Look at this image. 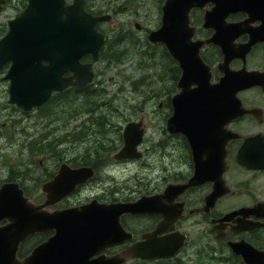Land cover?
<instances>
[{"label":"water","instance_id":"1","mask_svg":"<svg viewBox=\"0 0 264 264\" xmlns=\"http://www.w3.org/2000/svg\"><path fill=\"white\" fill-rule=\"evenodd\" d=\"M195 9H205L204 26L215 31L207 40H193L195 28L190 18ZM162 11L161 27L151 30L148 39L153 44H164L183 72L179 82L181 92L173 98L174 114L167 122L168 129L183 133L190 141L209 140L211 117L216 112L227 122L246 114L257 115L255 108L244 106L238 94L261 84L264 73L248 70L246 65L235 70L231 65L236 59L245 61L256 44L264 43V0H166ZM236 14H244L246 18L229 22ZM111 20V14L94 16L87 12L84 0H74L68 5L65 0H31L27 11L11 21L9 33L0 41V68L7 61H13L9 75L10 103L29 111L44 105L53 92L89 84L94 76L92 65L82 64L81 59L89 54L94 60L99 58L106 36L96 27ZM257 21L261 22L259 26L254 25ZM136 26L140 28L139 23ZM245 35L249 40L239 43L238 39ZM211 44L218 46L224 56L219 64L224 76L218 84L211 83V68L201 56V49ZM65 71L74 75L64 78ZM141 126V122L126 125L125 145L117 158L140 157ZM234 137L228 135L225 140ZM237 161L251 169H264V140L256 136L247 138ZM93 175L91 168L71 170L63 166L53 180L42 185L47 195L42 204L25 197L18 183H3L0 187V264H127L133 259L168 258L180 251L186 236L159 238L162 230L158 228L120 253L100 254L106 248L131 241L133 234L123 227L121 217L151 213L156 198L110 205L91 201L66 209H48ZM246 209L229 214L228 220L247 210L249 215L263 210L264 206L259 203ZM239 223L234 233L254 228L245 220ZM48 231L53 235L19 261L20 243L29 236ZM229 244L236 254L244 257L246 264H264V252L250 244Z\"/></svg>","mask_w":264,"mask_h":264},{"label":"flooded vegetation","instance_id":"2","mask_svg":"<svg viewBox=\"0 0 264 264\" xmlns=\"http://www.w3.org/2000/svg\"><path fill=\"white\" fill-rule=\"evenodd\" d=\"M65 1L66 4L74 2V0ZM162 1L165 2V0ZM30 2L31 0H0V41L9 33L11 21L22 17L29 8ZM211 6L210 4L207 8ZM84 9L94 16L111 14L96 11L89 5L88 0H84ZM160 9L162 16V5ZM204 17L205 9H196L191 13L190 24L195 28L194 41L207 40L215 32L213 29L205 28ZM245 18L244 14H236L232 15L228 21L237 22ZM103 23L105 22L99 23L96 27L98 32L106 36L99 58L94 60L89 54L81 59L82 64L92 65L93 80L86 85H72L63 91L53 92L50 98V100L60 99L62 105L70 102L79 103L87 97L94 98L96 107L82 113L89 116L96 113L97 123L89 118L88 122L91 121V124L88 127L83 129L82 123L76 124L72 127L71 134L66 133L64 139L48 143L51 150L53 147L60 148V154L57 152V155L49 157L46 161V165L41 169L43 170L41 184L53 180L63 166L71 170L91 168L94 175L48 209H66L88 204L91 201L110 205L116 202H135L140 198L149 200L156 198V205L151 213L127 214L121 217L123 227L133 234L132 240L119 246L106 248L100 254L113 256L120 253L127 246L143 240L145 235L154 233L160 228L162 232L159 233V238L179 234L186 236V243L180 251L168 258L152 261L134 259L131 262L134 264H246L244 257L236 254L229 243L246 242L252 248L264 252V209L251 212L250 215L247 210L259 203L264 206V200L250 199L247 203L238 201L229 204V199L242 196V188L250 184V181L241 178L243 174L252 175L253 178L264 175V169H251L237 161L239 151L247 138L256 136L264 140V76L261 84L238 94L244 106L255 108L257 115L246 114L227 122L220 112H216L211 117L212 130L210 135H207L209 140L205 138L190 141L183 133H174L168 129L167 122L174 114L173 98L181 92L179 82L183 72L179 62L170 54L167 47L162 43L156 44L160 51L161 64L166 68L163 71V78L171 77L172 82L170 92L167 89L161 92V98L166 99V102H161L159 105L160 110H163V122L149 131L146 117L138 120L129 119L126 125L132 121L142 123L143 140L138 146L141 155L139 158H117V154L125 145L126 125L121 124L122 127H114L112 131V125L106 124L105 115L99 112L100 109L103 111L106 109L107 104L104 99L108 98V92L106 81L99 79V75L102 76L104 71H99L97 65L107 63L111 67L114 62L110 60L111 54L109 57L105 53L110 49L111 40L108 32L101 27ZM260 24L261 22L257 21L254 25ZM136 25V30L141 31V24H139L140 28ZM161 25L162 17L159 27ZM148 34L149 32L145 36L146 40H148ZM248 40L249 36L245 35L240 37L238 42L245 43ZM125 41L130 43L129 38ZM138 41L145 42L142 39ZM113 46L115 45L111 47ZM257 53L256 59L254 55ZM201 56L211 68V83H220L224 76L219 70V64L224 59L221 49L216 45H207L201 50ZM252 59L257 60L255 65H251ZM44 63L48 64V62ZM167 65L170 67L168 71ZM245 65L249 70L264 73V43L256 44L245 61L242 58L234 60L232 68L239 70ZM12 66L13 61L9 60L0 68V96H6L8 101L6 106L1 108V116L6 119L3 123L6 125L8 120L11 125L9 130L14 132L12 137L3 135L1 139L5 142L11 141V144L18 140L16 143L22 151L27 152V158L21 159L18 164H9L7 176L1 181L0 187L6 182L18 183L24 191V196L31 199V171H33L31 168V110L27 111L10 103L12 80L9 75ZM73 75L74 72L63 73L64 78ZM157 96L158 94L156 98ZM100 98L101 102H99ZM164 105L166 107H163ZM80 113V109L75 111L74 115L71 112L73 116H78ZM228 135L237 136L226 141ZM25 138L27 142L24 141ZM136 161H144L151 174L146 173L140 176L135 185L118 187L119 182L116 178L118 166L130 165ZM228 188H230L229 192ZM125 191L129 192L128 195H120ZM134 194L137 196L133 197ZM46 196L42 191V197L33 200L37 204H42ZM243 208H247L245 213H239L234 220H228L229 214ZM240 220L249 222L254 228L234 233L233 230L238 229ZM5 223L1 222V224ZM52 235L53 232L48 231L26 238L18 247V260L23 261L37 245L47 241ZM189 245H192L189 253L184 254Z\"/></svg>","mask_w":264,"mask_h":264},{"label":"rangeland","instance_id":"3","mask_svg":"<svg viewBox=\"0 0 264 264\" xmlns=\"http://www.w3.org/2000/svg\"><path fill=\"white\" fill-rule=\"evenodd\" d=\"M88 1L89 5L93 6L96 11H103L113 15V20L103 23L101 27L108 32L110 40L112 41L111 45H115L112 48L119 49L121 45V50H125V52L121 54V60L118 58L114 60L111 67L108 66L107 63H99L97 65L99 71H104L102 76L99 75V79H104L106 81L108 92V98L104 99V102L107 104L106 109L104 111L100 109L99 112L105 115V119L107 120L106 124L112 125V131L114 127L119 128L122 127L121 124L126 125L129 119L138 120L142 117H146L149 131L157 128V126L163 122V110H160L159 105L161 102H166L165 98H161V92L166 89L169 90V92L172 90L171 77L165 76L166 78H163V71H165L166 68L161 64L159 48L150 49V52L154 53V51H156V53L154 57H149L144 53L146 48H142V43L140 46H137L125 40L128 38L127 35L135 34L137 42L139 39L145 41L146 34L150 30L159 27L162 17L160 7L163 1ZM136 23L141 24V31L136 30ZM121 34H123L122 37H120ZM254 56V58L257 59L258 53ZM256 59H252L251 65L256 64ZM138 68L140 70L136 76L128 77ZM168 69L170 70L169 65H167V71ZM138 78V85L132 84L133 80ZM157 94L158 96L156 98ZM7 102L6 96H0V183L7 176L9 164H18L21 159L27 158V152L22 151L19 144L16 143L18 140L11 144V141L5 142L1 139L3 135L12 137L14 132L13 130H9L11 125L8 120L6 121L7 124L4 125L3 122L6 119L1 116V108L5 107ZM82 102L83 101L79 103L70 102L66 105H62L55 98L53 101H50L49 105L45 108L31 111V168L33 169V171H31V197L33 199L42 197L41 183L43 170L41 169L46 165V161H48L49 157L57 155V152L59 153L60 150V148L56 149L55 147L51 150L48 143L64 139L66 133L71 134V129L76 124L82 123L83 129L88 127V125L91 124V121L88 122L89 118H92V121L97 123L96 113L91 116L82 113L86 112L88 109V107L82 105ZM163 107H166V105ZM78 109L81 110L82 114L76 115L77 117L73 116ZM49 111H51V113L47 114ZM114 133L115 132H113V134ZM109 134H112V132H109ZM8 139L10 140V138ZM26 140L25 138L24 141ZM41 143L45 145V149L43 151L36 150V147L40 146ZM146 173L151 174L147 169V165L144 164V161H136L130 165H119L116 169V178L119 182L118 187H122L123 185H135L138 178ZM251 176L252 175H247L246 173L241 176L243 180L250 181V184L248 187L242 188V196L229 199V204L238 201L247 203L250 199L264 200V175L260 178H253L254 176L251 178ZM128 193V191H125V193L121 192L120 195H128ZM135 196H137V194L133 195V197ZM191 247L192 245H189L184 251V254L189 253ZM129 264L134 263L129 262Z\"/></svg>","mask_w":264,"mask_h":264},{"label":"trees","instance_id":"4","mask_svg":"<svg viewBox=\"0 0 264 264\" xmlns=\"http://www.w3.org/2000/svg\"><path fill=\"white\" fill-rule=\"evenodd\" d=\"M123 36V34H121L120 35V37H122ZM127 37L130 39V43H132L133 45L135 44V45H137V46H140V44L142 43V48H146V50L144 51V53L147 55V56H149V57H154V54L156 53V51H154V53L153 52H150V49H156V45H153V44H151L150 42H148V40H145V42H137V38L134 36V35H127ZM112 42V41H111ZM112 43H110L109 44V46H110V51L108 50V49H106V50H108L107 52H105L106 54H107V56H109L110 57V54H111V57H110V60L112 59V60H116L117 58L118 59H120L121 60V54L122 53H124L125 52V50H121V45H120V48L118 49V48H112L111 45ZM128 49V48H127ZM130 49V48H129ZM108 52H110V53H108ZM143 53V54H144ZM139 68L138 69H136L135 70V72L134 73H131L130 74V77L131 76H136V74H138L139 73ZM137 80H139V78L138 79H134L133 80V84H136V86H137ZM58 100V102H60V99H57ZM95 101V99L94 98H92V97H87V98H84V100H83V102H82V105H84L85 107H88V109H94L95 107H96V103L94 102ZM102 101V99L100 98L99 99V102H101ZM85 102V103H84ZM61 104V103H60ZM49 105V103L48 104H45V105H43L42 106V108H45L46 106H48ZM42 108H40L39 110H41ZM49 113H51V111H49L47 114H49ZM46 147H47V145H46ZM37 149L36 150H39V151H43L44 149H45V145H43L42 143H41V145L40 146H37L36 147ZM37 178H39V177H37ZM136 264H140V263H136Z\"/></svg>","mask_w":264,"mask_h":264},{"label":"bare ground","instance_id":"5","mask_svg":"<svg viewBox=\"0 0 264 264\" xmlns=\"http://www.w3.org/2000/svg\"><path fill=\"white\" fill-rule=\"evenodd\" d=\"M132 84H133V83H132ZM132 84H131V85H132ZM137 85H138V84H137ZM104 125H105V124H104ZM104 125H103V126H104ZM99 128H100V127H99ZM75 141H76V140H75ZM84 160H85V158H84Z\"/></svg>","mask_w":264,"mask_h":264}]
</instances>
